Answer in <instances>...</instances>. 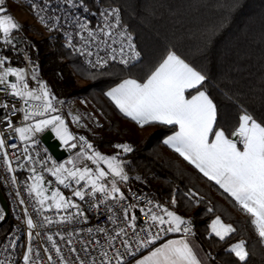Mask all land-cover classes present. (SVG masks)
<instances>
[{
  "label": "snow or ice",
  "instance_id": "snow-or-ice-1",
  "mask_svg": "<svg viewBox=\"0 0 264 264\" xmlns=\"http://www.w3.org/2000/svg\"><path fill=\"white\" fill-rule=\"evenodd\" d=\"M28 3L45 28L61 34L69 54L93 70L90 78L103 75L101 70L113 64L130 71L143 62V53L123 23L119 7L105 0H92L95 10L86 0ZM5 4L6 0H0V46L15 50L13 33L21 25L8 14ZM25 60H29L26 55ZM30 81H36L37 86L32 87ZM208 81L203 71L169 48L143 80L122 79L104 95L123 117L141 129L170 126L172 134L163 143L201 178L231 198L234 207L248 217L256 243L264 248V124L240 103L238 93H225L237 105L238 116L230 133L219 127L218 105L207 90ZM63 104L49 85L39 80L37 69L31 70L29 78L26 67H14L7 56L0 55V176L15 186L21 183L15 174L18 170L27 169L29 173L23 182L27 201L19 188L15 190L23 213L17 218L26 229L24 251L16 255L22 247L17 235L21 229L17 228L0 241V264H54L53 251L58 264H205L193 239L191 220L172 210L181 196L189 206H199L205 197L193 188L181 193L178 186L174 187L168 201L170 209L145 192L133 191L128 186L133 178L121 158L133 151L131 145L114 144L118 151L113 155L96 150L85 136L70 132L63 116L56 114L60 111L58 105ZM18 114H22L23 126L13 120L21 118ZM84 119L72 116L81 127L87 126L82 124ZM92 122L99 126L95 117ZM45 129H51L63 144L79 151L66 163L53 162L49 167L47 160L39 159V153L33 155L30 151L36 144L35 135ZM45 173L52 179H46ZM134 179L147 183L140 176ZM214 211L213 207L207 208L208 213ZM90 212L98 221L103 217V222L81 227L89 224ZM5 220L6 210L0 208V223ZM207 229L206 238L225 243L237 232L219 215ZM170 234H179L180 238L165 240ZM99 235L105 237L102 249ZM36 237L46 243L34 247ZM145 250L147 254H143ZM226 251L238 264L249 261L248 242L244 239L229 244Z\"/></svg>",
  "mask_w": 264,
  "mask_h": 264
},
{
  "label": "trees",
  "instance_id": "trees-1",
  "mask_svg": "<svg viewBox=\"0 0 264 264\" xmlns=\"http://www.w3.org/2000/svg\"><path fill=\"white\" fill-rule=\"evenodd\" d=\"M86 2L95 10L92 0ZM121 9L122 21L143 53V62L130 71L113 64L90 78L93 70L82 65L80 58L70 55L63 47L62 36L50 32L43 39L24 43V53L11 46H0V55L7 56L15 67L27 61L39 72V80L46 82L52 93L62 101L80 103L84 111L86 129L82 135L105 155L118 151L117 143H128L133 151L122 154L126 171L140 176L146 184L137 182L153 199L170 209V193L179 187L181 193L193 188L205 199L199 206H189L181 196L172 209L195 228L194 239L212 264H238L226 251L229 244L240 239L248 242L250 258L246 264H264V248L256 243V236L231 198L200 177V174L171 149L163 140L172 134L170 126L150 125L139 128L122 114L104 95L122 79L143 80L152 66L172 48L208 77L207 90L218 105V126L231 132L238 116L237 105L225 93L239 94V101L258 122L264 124V0H105ZM123 69V70H122ZM88 77V78H86ZM95 117L99 126L92 122ZM154 140L158 146H154ZM154 147V148H153ZM157 152L159 158L146 154ZM39 159L52 163L50 155L39 143L33 146ZM214 212L208 213L207 208ZM216 215L231 223L237 232L225 243L208 239L207 225ZM13 224L11 216L0 228L3 238ZM208 254H211L210 256Z\"/></svg>",
  "mask_w": 264,
  "mask_h": 264
},
{
  "label": "built area",
  "instance_id": "built-area-1",
  "mask_svg": "<svg viewBox=\"0 0 264 264\" xmlns=\"http://www.w3.org/2000/svg\"><path fill=\"white\" fill-rule=\"evenodd\" d=\"M33 15H34L36 21L38 22V24H40L41 26H43V25L38 21V19H37V17L35 16L34 13H33ZM94 22H95V21H94ZM43 27H44V26H43ZM44 28H45V27H44ZM57 33H59V32H57ZM59 34H60V33H59ZM60 35H61V34H60ZM18 116L21 117V118L13 117V120H14V122L16 123L17 126H22V114H18ZM15 142H16L18 145H20V142H19L18 139H16ZM20 146H21V145H20ZM21 148H22V146H21ZM9 151L11 152V151H13V150L9 149ZM36 167H37L38 170H39V167H40V166H39V165H36ZM15 174L18 176V178H19V180L21 181V183L18 184V185L13 186V185L9 184V183L3 178V176H0V190H1V192H2V194H3V196H4V198H5V200H6V202H7L8 209H9V213H10V216H11V218H12V220H13V224H12L10 230L8 231V233H7L6 235H8V234H10V233H13L14 230L17 229V228L21 229V231H20L19 233H17V235H19V241H18V243L22 246V247H20V249H19L18 252L16 253V255L19 257V256L23 253V251H24V247H23V245L26 244L27 237H26V229H25V225L22 223L21 219H18V218H17V217L22 216L23 213H22V211H21V207L18 205V200H17V197H16V195H15V190H16L17 188H19V189L21 190L22 197L27 201L28 198H27V196H26V193L23 191V189H24V184H23V182L25 181V179H26V177L28 176L29 173H28V170H27V169H24V170H22V171H21V170H18ZM128 186H130V187L132 188L133 191H142V192H145L144 189H143V188H142L137 182H135V181H133V180H130V181H129V185H128ZM124 190L127 191V186H125V189H124ZM67 191H68V195H70V191H69V190H67ZM84 207H87V205H84ZM30 211H31V209H30ZM101 211H102V209H101ZM50 215H51V213H50ZM88 215H89V224H88V225H81V227L95 226L96 224H98V223H102V222H103V217H101V220L98 221L97 219L94 218V215H95L94 213H91V212H90V213H88ZM137 215H139L138 212H137ZM144 219H146V217H145ZM109 227H110V225H109ZM192 227H193V231H194V233H195V228H194V225H193V224H192ZM6 235H5V236H6ZM5 236H4L3 238H0V241H3L4 238H5ZM173 236H179V234H170L169 236L165 237V240L168 239V238H170V237H173ZM57 239H58V238H57ZM99 239L101 240V244L99 245V248L102 249V248L105 247V244L103 243L105 237H104L103 235H99ZM161 242H163V241H161ZM44 243H46V241L42 240V239L39 238V237H36V238H34L33 246H34V247H38L40 244H44ZM58 243H59V240H58ZM158 243H160V242H158ZM117 246H119V242H117ZM61 247H62V249L64 250L65 254L68 255V253H67V249H66V246H65L64 244H61ZM77 247H79V246L77 245ZM39 250H40V252H41V255L44 256V254H43V249H42V248H39ZM146 251H147V250H145V252H146ZM145 252H144V253H145ZM51 254L53 255V261H54V264H58V261H57V258L55 257V253H54V251H53ZM80 255L83 256V253L81 252ZM74 258H75V257L73 256V259H74ZM44 259L46 260L47 257L44 256Z\"/></svg>",
  "mask_w": 264,
  "mask_h": 264
},
{
  "label": "rangeland",
  "instance_id": "rangeland-1",
  "mask_svg": "<svg viewBox=\"0 0 264 264\" xmlns=\"http://www.w3.org/2000/svg\"><path fill=\"white\" fill-rule=\"evenodd\" d=\"M5 7L8 10V14H10L17 23L21 25V28L18 31H15L13 35H18L21 39V46L16 48L20 53H24L25 56V49L24 43H30L31 39H43L48 37L46 29L38 24L36 21L33 12L31 11L30 4L28 0H6ZM14 66L13 64H11ZM15 67V66H14ZM26 67L29 70V77L31 75V70L34 68L30 63L27 61ZM36 82V81H35ZM154 146H158V141L154 140ZM154 148V147H153ZM152 148V149H153ZM154 150V149H153ZM156 150V149H155ZM146 151V154L155 158H159L156 151ZM78 151L74 152L73 154H69L66 158L62 159L59 162L54 161L56 164L66 163L69 158H72L76 155ZM53 163V162H52ZM48 165L49 167L52 165ZM46 179H52L50 176L45 173ZM65 194L68 195V191L64 190Z\"/></svg>",
  "mask_w": 264,
  "mask_h": 264
},
{
  "label": "crops",
  "instance_id": "crops-1",
  "mask_svg": "<svg viewBox=\"0 0 264 264\" xmlns=\"http://www.w3.org/2000/svg\"><path fill=\"white\" fill-rule=\"evenodd\" d=\"M30 78V77H29ZM14 79V78H13ZM31 86L32 87H36V82L35 81H30ZM110 101V100H109ZM111 102V101H110ZM114 106V105H113ZM58 107L60 108L59 113L56 114H60L63 116V118L65 119L66 124L68 125L69 131L72 132L74 135L80 136L82 135L83 131L86 129V127H81L78 126L76 123L73 122L72 120V116L74 115H81L84 116V111L80 106V103H78L76 100L71 99L68 101H64L63 105H58ZM115 107V106H114ZM85 117V116H84ZM82 124H85L84 120H82ZM23 126V125H22ZM50 130L51 129H45L43 132ZM37 133L35 135V140L36 142L38 141V137L43 133ZM54 135V137L61 143V148L63 149H70L67 145L63 144L55 135V133L53 131H51ZM168 136H166L164 139H166ZM20 142V141H19ZM23 147V145H21ZM30 151L32 152L33 155H35L36 153L33 151V149H30ZM79 151V149H76L75 151H73L71 154H73L74 152ZM51 158V157H50ZM52 162H54V160L51 158ZM94 167V166H93ZM180 238V236H173L170 237L168 239H178ZM194 239V238H193ZM195 244L197 245V250L200 253L201 258L205 259V264H212L209 259L205 256V254L203 253L202 249L200 248L199 244L196 242V240L194 239ZM143 254H147V251Z\"/></svg>",
  "mask_w": 264,
  "mask_h": 264
},
{
  "label": "water",
  "instance_id": "water-1",
  "mask_svg": "<svg viewBox=\"0 0 264 264\" xmlns=\"http://www.w3.org/2000/svg\"><path fill=\"white\" fill-rule=\"evenodd\" d=\"M15 39L13 43L15 44V49L21 46V39L18 35H14ZM39 143L46 149L50 157L59 162L62 159L66 158L69 154H71L76 149H63L61 148V143L54 137L53 133L50 130L43 132L38 137ZM0 208L6 210V220L3 223H0V228L9 220L10 213L8 209L7 202L0 190Z\"/></svg>",
  "mask_w": 264,
  "mask_h": 264
}]
</instances>
